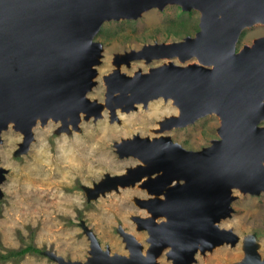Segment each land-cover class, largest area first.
Instances as JSON below:
<instances>
[{"label":"water","instance_id":"1","mask_svg":"<svg viewBox=\"0 0 264 264\" xmlns=\"http://www.w3.org/2000/svg\"><path fill=\"white\" fill-rule=\"evenodd\" d=\"M167 5L197 12L198 30L124 52V60L117 62L126 65L137 57L146 62L170 58L131 75L113 69L104 76V102L111 109L113 98L128 112L150 99H173L181 114L167 118V128L215 113L218 138L199 150H188L168 135L124 138L114 148L120 157L139 159L137 166L128 175L102 180L122 177V186H133L146 175L141 187L150 196L163 194L164 200L143 202L153 216L166 217L160 224L151 217L141 226L155 248L152 264L164 245L170 246L167 256L173 264H191L199 247L204 252L225 238L237 239L218 226L232 211V189L264 191V125H258L264 120V35L236 51L243 29L264 24V0H0V135L14 122L26 145L37 118L41 124L62 120L66 127L63 119L69 114L75 126L80 111L100 110L102 102L88 99L87 93L96 84L102 44L94 37L101 25ZM175 57L181 63L194 61L182 65L172 61ZM115 186L106 182L100 189ZM123 236L133 251L129 258L110 254L92 238V255L85 261L57 259L60 264L144 263L138 242L128 233ZM257 258L250 244L243 263L255 264Z\"/></svg>","mask_w":264,"mask_h":264},{"label":"rangeland","instance_id":"2","mask_svg":"<svg viewBox=\"0 0 264 264\" xmlns=\"http://www.w3.org/2000/svg\"><path fill=\"white\" fill-rule=\"evenodd\" d=\"M198 17L193 11L189 18L191 26L198 22ZM182 18L188 17L181 14L179 6L167 5L148 9L136 19L105 21L94 37L102 44V51L95 67L96 84L87 93L88 97L104 101L102 76L116 68V56L130 49L138 50L146 43L184 37L185 34L175 37L168 33L170 21L178 22ZM194 32L192 28L190 35ZM263 35L264 24L245 28L236 47L249 45ZM166 61L133 60L129 65L121 63L120 71L131 75L138 69L144 72ZM172 61L184 65L194 59ZM136 107L127 113L116 109L114 121L106 108L97 119L82 115L75 126L63 127L61 122L51 119L45 124L37 122L26 145L24 134L11 125L1 132L0 168L4 179L0 183V251L33 243L41 253H26L18 260L11 258L0 264H60L57 258L83 262L92 255V238L110 254L129 257L123 232L132 234L142 245V253H146L149 246L148 240H143L146 233L139 232L137 217L131 215H150L139 202L146 196V190L139 183L122 186L121 180H117L115 188L109 187L104 192L101 184L96 185L107 175L122 174L138 164L131 156L120 157L114 142L136 134L150 138L168 135L186 149L199 150L217 136L219 117L214 113L189 125L168 129L163 122L179 114L172 100L158 98ZM261 193L232 189L235 196L230 205L232 211L218 226L233 231L238 238L234 244L224 242L196 252L193 264H242L247 244L255 245L259 261L264 260V194ZM167 250L157 258L158 264H170L165 255Z\"/></svg>","mask_w":264,"mask_h":264},{"label":"bare ground","instance_id":"3","mask_svg":"<svg viewBox=\"0 0 264 264\" xmlns=\"http://www.w3.org/2000/svg\"><path fill=\"white\" fill-rule=\"evenodd\" d=\"M247 28H248V26H247ZM135 50V49H134ZM125 52H127V53H131L132 52V49H130V50H128V51H125ZM127 53H123V55H119V56H116L115 58H116V68H120V65H121V63H123V64H125V62H117V61H122V60H124V57H125V55L127 54ZM169 58L170 57H163V58H152L151 60H157V59H165V60H169ZM140 59H142V60H145V57H143V58H133V59H131L130 61H133V60H140ZM173 59H175V60H178V58L177 57H175V58H173ZM150 60V61H151ZM146 61V60H145ZM167 62V61H166ZM183 62V61H182ZM116 68H114V69H116ZM121 72V71H120ZM107 74H104L103 76H102V81H103V83H104V76H106ZM104 85H105V83H104ZM105 96V95H104ZM87 98L88 99H90L89 97H88V94H87ZM105 98V97H104ZM90 100H92V99H90ZM152 100H154V99H150V101H152ZM170 100H172L173 101V104L178 108V110H179V114L177 115V116H179L180 114H181V111H180V109H179V107L174 103V100L173 99H170ZM111 101H112V108H113V110H112V108L110 109L109 108V106L108 105H106L107 103L106 102H102V108L100 109V110H95L94 108H89V109H85L84 111H80L79 113H78V120H77V123L81 120V118H82V115H84V118H86V119H88V118H90L91 116L93 117V118H95V119H97L99 116H101V114H102V111L104 110V109H109L110 111H111V118H110V120H112V121H114L115 119L114 118H116L115 117V115H116V109H121L122 110V112H125V113H127L126 112V110L125 109H123V108H121V107H116V104H115V101H114V99L112 98L111 99ZM139 104H142V103H138V104H136V105H139ZM95 111H97V113L95 112ZM129 112V111H128ZM171 117V116H170ZM50 120V119H49ZM51 120H53V119H51ZM40 121V119L39 118H37V122H39ZM53 121H57V122H61L62 123V120H53ZM63 121H66V126L68 125V124H70V125H72L73 124V121L71 120V117H70V115L68 114V115H66V117H65V119H63ZM165 122V121H164ZM163 122V125L165 124ZM12 126L14 129H15V131H19V132H21L22 134H24L23 132H22V130L20 129V128H18V127H16L15 126V123L14 122H9L8 123V126ZM74 125V124H73ZM72 125V126H73ZM77 125V124H76ZM166 126V125H165ZM17 128V129H16ZM31 128H33V127H31ZM167 128V127H166ZM172 128V127H171ZM168 129H170V128H168ZM31 131H32V129H31ZM25 136V135H24ZM117 142H119V141H117ZM26 143V142H25ZM29 143V142H28ZM27 143V144H28ZM120 143H123L122 141H120ZM25 145V144H24ZM117 149V148H116ZM136 159V158H135ZM136 160H139V159H136ZM141 162V161H140ZM140 164H143L144 165V163L143 162H141ZM137 165H133L132 167H130V168H127L126 170H125V172H123L122 174H116L117 176H121V175H123V174H125V175H128L129 174V172L131 171V169L132 168H134V167H136ZM161 173V172H160ZM159 173V174H160ZM116 175H114V176H116ZM109 177H110V175H108ZM152 176H155V175H152ZM111 177H113V176H111ZM106 178V177H105ZM122 177H117V178H115L113 181L111 180V179H108V181H106L107 183H109V182H111V183H115V185H116V182H117V180H120ZM146 178H147V176L146 175H144V176H142V178L139 180V181H137V183H139V186L141 187V185L140 184H142V182L144 181V180H146ZM106 182H104L103 184H101L100 186L102 187ZM100 187V188H101ZM167 187V186H166ZM109 187H106L105 189H103L102 191L104 192L106 189H108ZM163 192V191H162ZM261 192H264V191H261ZM260 192V193H261ZM244 193H246V192H244ZM247 193H250V192H247ZM152 197H156V198H161L162 200H164V196H163V194H161V195H153V196H151L150 198H152ZM135 200V199H134ZM145 200H147V199H145ZM136 201H137V199H136ZM139 202L141 203V205L140 206H142L141 208H147V206H145L146 205V202H143V200H139ZM147 210L150 212V215L147 217V218H145V219H141V218H136V221H138L139 223H140V221L142 222V220H144V221H146L147 219H150L151 217L154 219V221L156 222V224H160L161 222L160 221H162V220H166V217H164V216H159V215H156V216H153V214H152V212L147 208ZM156 218H158V219H160L159 221H156ZM143 225V224H142ZM222 229V228H221ZM125 232H123V234H124ZM232 233L234 234V237H236V238H238L237 237V235L232 231ZM129 235H132V234H130V233H128ZM148 234H149V237H148V242H149V246H148V248H147V251H146V253L145 254H142V245L140 244V242H138V246H139V252H140V254H141V256L142 257H140V256H138L139 257V259L141 260V262H144V263H142V264H146L147 262H148V260H147V258H151V260L153 259V253H154V245H153V243H152V241H151V238H150V232H148ZM124 237V236H123ZM132 237H134L133 235H132ZM126 238V237H125ZM223 242L222 243H224V242H230L231 243V239L230 238H225L224 240H222ZM236 241V240H235ZM235 241H233V242H235ZM129 245V244H128ZM253 245V244H252ZM215 246H218V245H215ZM214 246V247H215ZM129 248V247H128ZM166 248H168V250L170 249V246H168V245H164L163 246V249L162 250H164V249H166ZM250 245L249 244H247L246 245V255H247V253L250 251ZM200 249H202L201 247H199L198 248V251L200 250ZM129 251H130V248H129ZM120 256H121V254H119ZM122 256H125V255H122ZM131 256H133V251H130V256L129 257H131ZM126 258H129L128 256H125ZM245 259V258H244ZM140 260H136V261H140ZM171 260V263H172V259H170ZM155 262H156V260H154ZM100 263V262H99ZM98 263V264H99ZM170 263V264H171ZM101 264V263H100ZM121 264H123V263H121Z\"/></svg>","mask_w":264,"mask_h":264},{"label":"trees","instance_id":"4","mask_svg":"<svg viewBox=\"0 0 264 264\" xmlns=\"http://www.w3.org/2000/svg\"><path fill=\"white\" fill-rule=\"evenodd\" d=\"M192 13L193 10L190 11L181 10V14H185L188 18H182L178 22L170 21V26L168 28L169 35H173L175 37L177 36L179 37L184 34L185 36L190 35L192 28L196 32L198 30V22L191 26V23L189 21V18L191 17ZM26 253L39 254L41 253V250L35 245H33V243L27 244L26 246L19 249H5V252L0 251V261L10 260L11 258L18 260Z\"/></svg>","mask_w":264,"mask_h":264},{"label":"flooded vegetation","instance_id":"5","mask_svg":"<svg viewBox=\"0 0 264 264\" xmlns=\"http://www.w3.org/2000/svg\"><path fill=\"white\" fill-rule=\"evenodd\" d=\"M257 38H258V37H257ZM240 40H241V39H240ZM240 40H239V38H238L237 43L240 42ZM253 40H254V39H253ZM237 43H236V45H237ZM252 43H253V42H252ZM252 43H251V44H252ZM251 44H249V46H250ZM244 45H248V44H244ZM244 45H243V46H244ZM243 46H242V47H243ZM242 47H240V48H242ZM240 48L237 49V47H236V51L239 50ZM211 114H214V113H211ZM207 115H210V114H207ZM207 115H205V116H207ZM205 116H202V117H205ZM200 118H201V117H199L198 119H200ZM196 120H197V119H196ZM189 124H191V123H189ZM189 124H187V125H189ZM219 124H220V120H219ZM258 125H259V126L264 125V120H261V121L258 123ZM218 126H219V125H218ZM218 126H217V127H218ZM216 129H217V128H216ZM216 132H217V131H216ZM216 138H218V135H217L215 138H213V139H216ZM213 139H211V140H213ZM30 140H31V139H30ZM211 140H210V141H211ZM1 142H2V141H1ZM24 142H25V140L23 139V144H24ZM29 143H30V142H29ZM209 144H210V143H209ZM209 144H208V145H209ZM181 146H182V145H181ZM206 146H207V145H206ZM182 147H183V146H182ZM203 147H205V146H203ZM203 147H201V148H203ZM201 148H200V149H201ZM188 150H191V149H188ZM0 169H1V168H0ZM1 174L3 175V178H2V180H3V179H4L3 170L1 171ZM154 175H155V174H154ZM2 180H1V181H2ZM1 181H0V183H1ZM145 193H146V196H145L144 198H141L142 200L149 199V198L151 197L150 194H148L147 192H145ZM259 194H260V193H259ZM261 194L263 195L264 192H262ZM131 215L134 216L133 218L137 217V218L145 219V218H147V217L149 216V213H147V214L145 213L144 215H141V216H139L140 214H139L138 216H137V215H134V214H131ZM134 222H135V221H134ZM146 222H147V221H142V222L140 221V223H139V225H138L139 228H140V229H139V232H140V233H141V232H145V233H146V235H145V237H144V239H143L144 241H146V239H148V237H149V234H148V230H147V228L141 227L142 224L144 225V224H146ZM135 225H136V224H134V227H135ZM136 227H137V225H136ZM147 243L149 244V242H147ZM147 243H146V244H147ZM231 244H234V243H231ZM33 245H34V244H33ZM249 245H250V244H249ZM38 248H39V247H38ZM39 249H40V248H39ZM249 249H250V248H249ZM40 250H41V249H40ZM164 250H165V249H164ZM164 250H162V251L160 252V254H158V255L154 258V260L156 259V262L154 261L155 264H158V260H157V258H158V257L164 252ZM168 251H169V250H167V251L165 252V255H166L167 259L170 260V258H168V256H167ZM42 252H43V251H42ZM196 252H198V251H196ZM196 252H195V253H196ZM44 254H47V253L44 252ZM142 254H143V253H142ZM153 256H154V255H153ZM147 260H148V263H147V264H152V260H153V259L151 260V258H147ZM241 261H242V260H241ZM263 261H264V260H263ZM263 261H262V260L259 261V259L257 258L255 264H261ZM194 262H195V254H194V260L192 261L191 264H193ZM170 263H171V262H170ZM241 263H242V264H245V263H243V262H241ZM171 264H173V263H171Z\"/></svg>","mask_w":264,"mask_h":264}]
</instances>
